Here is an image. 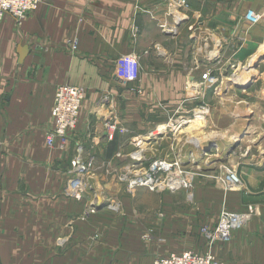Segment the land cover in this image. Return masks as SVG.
Instances as JSON below:
<instances>
[{
    "label": "crops",
    "instance_id": "crops-1",
    "mask_svg": "<svg viewBox=\"0 0 264 264\" xmlns=\"http://www.w3.org/2000/svg\"><path fill=\"white\" fill-rule=\"evenodd\" d=\"M249 9L260 12L264 0H189L178 15L166 0H43L20 25L6 16L0 30V264H154L169 254H162L167 249L159 240L142 241L137 232L119 237L122 244L112 254L111 247L98 248L90 234H80L87 225L79 218L85 205L66 196L65 189L76 147L83 144L98 165L112 160L124 170L134 168L138 137L118 131L109 142L104 128L109 119L130 128L127 118L137 115L128 109L130 92L120 88L129 83L121 59L139 57V99L152 110L185 96V85L202 79L200 68L213 73L215 67L213 76L221 87L225 79L240 77L264 46V23L249 25ZM74 40L77 50L70 46ZM21 46L29 48L22 64ZM230 65L236 68L229 70ZM63 84L85 88L87 96L68 144L51 149L46 136L54 126L56 89ZM103 98L111 105H102ZM156 119L153 125L159 124ZM153 127L139 124L130 130ZM169 141L151 142L146 161L170 158ZM118 152L121 157L115 158ZM245 182L244 193H228L225 201L234 211L249 206L245 212H258L260 197ZM92 196L90 204L99 194ZM255 225L250 223L249 233ZM247 237L239 231L232 243ZM60 239L66 247L57 245ZM220 261L264 264V250Z\"/></svg>",
    "mask_w": 264,
    "mask_h": 264
},
{
    "label": "rangeland",
    "instance_id": "rangeland-1",
    "mask_svg": "<svg viewBox=\"0 0 264 264\" xmlns=\"http://www.w3.org/2000/svg\"><path fill=\"white\" fill-rule=\"evenodd\" d=\"M171 9L174 13L175 10ZM261 53H263L262 56L260 55L245 64V70H242L244 73L240 77L225 79L227 82L218 87L217 77L213 76L216 68L213 67V73L211 70L210 73L214 82L209 86H204L201 80L186 84L185 96L161 102L153 110L151 106H147L139 99V95L142 93V90L138 88L141 67L139 57L136 56L139 62L137 80L120 87L124 91L130 92L131 108L128 107L129 112L137 113L133 119L127 118L128 121L125 124L129 123L127 126L130 128H138L139 124H143L144 128L154 127L148 131L145 129L134 131L124 128L119 122L107 120L116 124L114 140L118 131L128 134L130 137H138L140 141L136 143V151L133 154L139 152L142 157L139 161L134 162L135 166L139 167L132 168L130 172L128 169H122L120 162L116 164L111 160L98 165L94 160L93 171L82 178L84 186L78 201L82 203V207L84 205L85 207L79 218L82 224L87 225L82 227L80 234H90L91 238L96 241L94 245L98 248L106 246L107 250H110L111 247L112 254L115 248L122 244L119 237L128 232L130 235L137 232L142 241L159 240L162 250L167 249L165 252L162 251V254L169 253L167 256L185 251L199 254H206L210 251L220 264H222L220 259L222 260L224 256H234V254H240L243 251L264 250V213L262 212L264 210V76L262 81H258L259 77L264 75V46L259 54ZM237 67L243 69L244 66L239 64ZM200 70L205 71L206 68H200ZM250 70H253L254 74L246 81L239 82L240 79H245L248 76ZM204 71L199 72L201 77L208 73ZM220 72L223 73L222 70ZM239 86L243 88H238ZM246 86L247 88H245ZM106 99L107 101H105ZM101 103L104 106L110 104V99L103 98ZM122 108H127V106L123 103ZM197 112H209L211 118L209 119L214 122L213 127L204 131L200 137L182 133L188 123H191L193 118H197ZM156 116L159 117L160 122L153 125L152 123L157 120ZM182 119H185L187 123L176 130L179 125L176 123L181 122ZM106 122L104 124L105 132ZM169 125L171 128L167 127ZM240 125L243 128L241 137L237 135L238 137L232 141L221 138L220 134L231 137L232 133L236 131L234 128H239ZM160 127H167V131L164 130L161 134H157ZM150 132H155L158 136L149 140L147 137ZM210 133L215 134L213 136L216 137H212ZM158 138L170 140V158L157 157L146 161L145 150L151 142ZM200 138L204 139V142H201ZM85 152L84 156L87 161L89 157L86 148ZM120 153L118 152L115 158H120L118 156ZM90 155L93 158V155ZM156 160L166 161L174 164L175 167L171 171H161L153 175L155 180L161 179V183L164 180V187L154 191L146 186L130 188V182L136 180L134 179L137 177L136 171L142 170L139 176H145L146 171ZM232 170H235L242 179L243 189H225L226 185L223 180ZM178 171L182 172L183 177L180 175V178L188 181L189 186L181 185L177 189L171 190L168 185L165 186V182L170 180L173 174L176 175ZM68 176L71 178L65 186L66 196L69 194L68 187L73 182L72 175L68 174ZM245 181L252 183L254 192L260 197L256 201L260 209L245 227L233 233L231 240L225 243L210 244L204 235V230L217 228L223 210L231 213H244L248 210L249 206L244 212L234 211L225 201V196L227 197L228 193H244L247 187ZM96 191L99 197L96 196L90 204L93 198L92 192ZM104 204L106 205L104 206ZM102 205L106 208L102 209L103 212H106L104 216H100L103 212L99 211ZM251 207L255 208L256 206L251 205ZM93 216L97 217L94 219ZM253 222H256L255 229L249 233L250 223ZM243 230L244 235L248 236L247 239L239 244L232 243L235 234ZM57 245L64 248L67 241L60 239L57 241ZM232 260L241 262L236 258Z\"/></svg>",
    "mask_w": 264,
    "mask_h": 264
},
{
    "label": "built area",
    "instance_id": "built-area-1",
    "mask_svg": "<svg viewBox=\"0 0 264 264\" xmlns=\"http://www.w3.org/2000/svg\"><path fill=\"white\" fill-rule=\"evenodd\" d=\"M168 4L173 8L175 13L182 9L188 7L189 0H166ZM43 0H0V30L1 25L4 22L6 16H11L15 19L18 24H22L27 17L35 12ZM174 15V13H173ZM180 21V18L177 19ZM246 22L251 26H256L264 23V9L257 12L253 9H249L245 15ZM178 21V22H179ZM177 22V21H176ZM165 30V28H163ZM72 50H77L78 41L74 40L70 42ZM123 70L127 74L129 82L136 81L138 76V59L136 56L128 55L121 59ZM236 68V66H232ZM137 73V74H136ZM235 74V72H233ZM204 86H209L210 83L214 82L210 72L204 74L201 79ZM86 99V90L81 87L71 86V85H61L56 89L54 108H53V118L54 126L53 129L47 133L46 143L49 148L55 149L60 148L61 150L65 148L68 144L71 134L77 129L79 118L81 115L82 104ZM107 101V99L105 100ZM187 121L182 119L181 122L176 127L180 129ZM106 138L108 141L114 140V133L116 131V124L107 121L106 122ZM167 127H170L167 126ZM171 128V127H170ZM167 131V129L165 130ZM160 134V133H159ZM155 132H150L147 139L151 140L156 138ZM140 141V140H138ZM143 144V140L141 141ZM140 143V144H141ZM141 148V146H140ZM85 147L83 144H78L75 151V157L73 161V168L70 170L69 174L74 176L73 182L68 187V193L75 199L80 200V195L83 190L84 182L82 178L93 171L94 157L88 156L89 159L86 161ZM89 155V154H88ZM135 160L142 157V154L137 152L134 154ZM121 157V153L118 154ZM110 165V163H108ZM139 167V166H138ZM138 167H134L135 169ZM132 168H129L130 172ZM175 169L174 164H170L166 161L156 160L152 166L146 171V175L139 176L142 170H138L136 180L131 181L129 184L130 188L134 186L149 187L150 190L154 191L158 188L164 187V180L161 183V179L155 180L153 178L154 174L160 173L161 171H171ZM180 173V174H179ZM183 177L182 172H176V175H172L170 180L165 182V186L171 190H175L181 185L184 187L189 186V182ZM167 179V178H166ZM226 185V190H240L243 189V182L238 173L235 170L229 171L226 178L223 180ZM257 212H244V213H231L227 210H223L220 216V222L216 229L210 230L205 229L204 235L210 241V244L215 242L225 243L231 240L233 233L245 227L256 215ZM154 264H220L214 255L210 251L206 254H199L191 251H185L180 254H171L166 257H160L155 259Z\"/></svg>",
    "mask_w": 264,
    "mask_h": 264
},
{
    "label": "bare ground",
    "instance_id": "bare-ground-1",
    "mask_svg": "<svg viewBox=\"0 0 264 264\" xmlns=\"http://www.w3.org/2000/svg\"><path fill=\"white\" fill-rule=\"evenodd\" d=\"M263 54V53H262ZM262 54H260L261 56H262ZM260 55L258 56V57H260ZM257 58V57H256ZM255 58V59H256ZM252 73H253V70H250L249 72H248V76L245 78V79H240V81L239 82H241V81H246L247 80V78H249L251 75H252ZM227 81L225 80V83H226ZM197 114H198V116H197V118H193L192 119V121H191V123H188V125L182 130V133H187V134H190L191 136H196V137H200V135L205 131L206 132V130H210L212 127H213V121L211 122V118H210V115H209V112H204V113H202V112H197ZM207 116V117H206ZM210 118V119H209ZM210 120V121H209ZM211 122V123H210ZM187 123V122H186ZM185 123V124H186ZM240 124H242V123H240ZM210 128V129H209ZM167 129V127L166 128H159V131H158V133L157 134H161V132H164V130H166ZM236 131H234L233 133H232V136L231 137H227L225 134H220V136H221V138L222 139H225V138H227V139H229V140H234L235 139V137H238V136H240L241 137V135H243V132H242V129L243 128H241V125L239 126V128H237V127H235L234 128ZM157 134H155V135H157ZM211 134V133H210ZM213 135H215V134H211V136L212 137H216V136H213ZM238 135V136H237ZM218 136V135H217ZM220 138V139H221ZM202 138H200V141L201 142H203L204 141V139H202ZM198 143V142H197Z\"/></svg>",
    "mask_w": 264,
    "mask_h": 264
},
{
    "label": "water",
    "instance_id": "water-1",
    "mask_svg": "<svg viewBox=\"0 0 264 264\" xmlns=\"http://www.w3.org/2000/svg\"><path fill=\"white\" fill-rule=\"evenodd\" d=\"M19 54H20L19 63L22 64L23 61H24V58L29 54V48H28V46H21L20 47ZM247 86L245 88H247ZM238 88H241L242 89L243 87L239 86Z\"/></svg>",
    "mask_w": 264,
    "mask_h": 264
}]
</instances>
